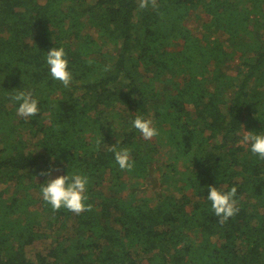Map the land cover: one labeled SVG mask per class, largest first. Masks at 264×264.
I'll return each instance as SVG.
<instances>
[{
	"label": "trees",
	"instance_id": "obj_1",
	"mask_svg": "<svg viewBox=\"0 0 264 264\" xmlns=\"http://www.w3.org/2000/svg\"><path fill=\"white\" fill-rule=\"evenodd\" d=\"M158 3L0 0V264H264V159L238 135L264 132V0ZM196 11L210 16L202 36ZM54 47L66 50L69 88L51 77ZM21 90L38 98L36 116L17 114L10 97ZM137 115L159 135L144 140ZM117 141L132 150L131 185L164 151L183 194H125ZM49 169L87 175L92 210L53 211L40 192ZM8 181L27 192L4 205ZM209 186L237 188L240 211L223 224ZM69 219L81 231L72 243L55 236ZM31 245H41L34 256Z\"/></svg>",
	"mask_w": 264,
	"mask_h": 264
},
{
	"label": "clouds",
	"instance_id": "obj_2",
	"mask_svg": "<svg viewBox=\"0 0 264 264\" xmlns=\"http://www.w3.org/2000/svg\"><path fill=\"white\" fill-rule=\"evenodd\" d=\"M159 8L158 0H138V8L146 9ZM46 63L50 68L51 77L59 81L65 88H69L73 82V73L69 68L67 53L63 47H54L47 52ZM91 64L92 61L88 60ZM110 67V66H109ZM106 71L108 68L105 69ZM10 99L18 104L17 114L25 119L36 116L40 112L39 100L31 90L17 91L11 95ZM132 127L139 131L144 140H151L159 135V130L150 118L137 115L132 121ZM242 145H248L250 151L264 159V132H253L242 130L238 133ZM101 141H96V149L100 147ZM119 141L113 144L109 151L114 152L115 161L121 170L131 171L135 167V161L132 159L131 149L127 147H118ZM54 169L42 171L48 179L42 184L40 189L42 199L51 206L53 211L65 208L73 213L80 214L91 211L93 205L87 203L89 196L87 186L89 177L76 171L68 172L67 175H59L52 178ZM237 188L231 187L225 190L217 186H209L207 195L211 202V209L214 214L220 218V223H225L229 218L235 216L240 208L236 199Z\"/></svg>",
	"mask_w": 264,
	"mask_h": 264
},
{
	"label": "rangeland",
	"instance_id": "obj_3",
	"mask_svg": "<svg viewBox=\"0 0 264 264\" xmlns=\"http://www.w3.org/2000/svg\"><path fill=\"white\" fill-rule=\"evenodd\" d=\"M210 20V16L207 14L202 13L201 11H196L191 16V26L195 28V33L202 36L204 34V29L202 28V24ZM212 35H222L226 37L227 35L221 30L214 29ZM174 50H180L181 44L179 42H174L173 44ZM226 69L232 70L236 68L235 63L228 64L225 66ZM164 92H174V88L171 84H165V91ZM152 118V117H151ZM150 118V119H151ZM158 159L154 160L151 164L150 173L147 177L141 178L139 184L133 186L131 182H135L132 175L123 170L121 178L123 181L127 182L129 188L127 191H124L127 194L130 190H135L137 192V196H153V197H164L169 194H174L177 197H180L184 190L185 184L183 182H179L176 180V177L173 175L172 170L166 165L169 162L164 155V151L158 154ZM7 196L3 201L2 204H6L9 200H11L13 194H18L19 196H25L27 190L23 187L19 186L15 181H8L5 185ZM33 196L39 199V194L37 190L31 191ZM249 201V200H248ZM250 204H254V202L250 199ZM32 210L34 209H41L40 202L33 204L30 207ZM46 221V219L44 218ZM59 225V223H58ZM81 231L79 227L76 226L74 219H69L68 225L58 230L55 236L63 239V241L67 243H72L76 241L80 235ZM41 248V245H31L28 247V252L30 256H34L35 252Z\"/></svg>",
	"mask_w": 264,
	"mask_h": 264
}]
</instances>
